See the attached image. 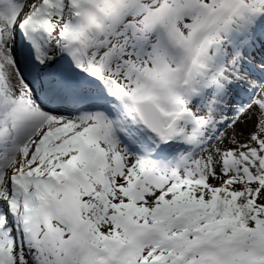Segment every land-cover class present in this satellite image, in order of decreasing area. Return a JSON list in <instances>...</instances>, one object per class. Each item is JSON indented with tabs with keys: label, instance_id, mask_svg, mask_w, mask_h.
I'll list each match as a JSON object with an SVG mask.
<instances>
[{
	"label": "snow or ice",
	"instance_id": "obj_1",
	"mask_svg": "<svg viewBox=\"0 0 264 264\" xmlns=\"http://www.w3.org/2000/svg\"><path fill=\"white\" fill-rule=\"evenodd\" d=\"M0 264H264V0H0Z\"/></svg>",
	"mask_w": 264,
	"mask_h": 264
}]
</instances>
